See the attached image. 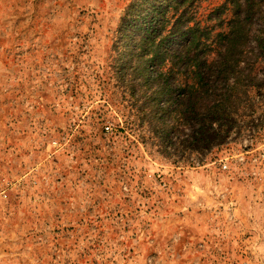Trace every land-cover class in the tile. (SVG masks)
<instances>
[{
  "label": "rangeland",
  "instance_id": "1",
  "mask_svg": "<svg viewBox=\"0 0 264 264\" xmlns=\"http://www.w3.org/2000/svg\"><path fill=\"white\" fill-rule=\"evenodd\" d=\"M147 1L0 0V264H264V71L162 137L122 63Z\"/></svg>",
  "mask_w": 264,
  "mask_h": 264
},
{
  "label": "trees",
  "instance_id": "2",
  "mask_svg": "<svg viewBox=\"0 0 264 264\" xmlns=\"http://www.w3.org/2000/svg\"><path fill=\"white\" fill-rule=\"evenodd\" d=\"M155 2H145L131 15L138 22L122 30V63L137 61L125 71L141 75L132 84L143 100L138 116L154 122L162 137L208 142L213 122L241 107L239 83L264 71V0H224L212 7L209 0Z\"/></svg>",
  "mask_w": 264,
  "mask_h": 264
}]
</instances>
